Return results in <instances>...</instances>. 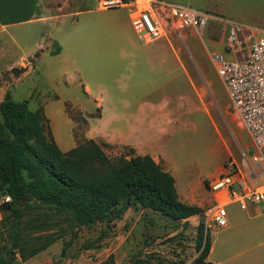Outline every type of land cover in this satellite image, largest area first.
I'll return each instance as SVG.
<instances>
[{
	"label": "rangeland",
	"instance_id": "obj_1",
	"mask_svg": "<svg viewBox=\"0 0 264 264\" xmlns=\"http://www.w3.org/2000/svg\"><path fill=\"white\" fill-rule=\"evenodd\" d=\"M41 1L43 6L37 7L28 24L32 41L40 43L44 50L54 43L63 52L57 57L52 54L55 48L49 53L45 51L35 58L34 69L18 82L8 75L2 77L0 101L9 94L15 101L27 100L30 110L41 111L44 103L65 105L75 121L76 146L89 139L88 119L98 115V109L91 113L80 109L91 108L94 102L85 96L78 78L87 82L93 92L102 84L104 92L110 89L123 97L124 89H117V83L140 81L139 72L146 74V89L152 80L157 88L169 76L157 69L153 77L145 63L148 54L144 49L157 44L143 45L137 40L126 8L98 9V0ZM164 1L206 10L214 17L264 31V0ZM206 30L202 38L191 29H182L181 35L170 30L167 37L155 40L163 41L171 55L183 61L194 87L189 83L183 88L169 83L166 89L155 90L146 97L158 99L164 89L174 97L181 88L191 95L178 102L172 100L168 106L192 107L193 112L181 123L169 126L151 144L153 155H158L155 161L163 169L173 167L179 199L201 207L202 211L186 219L172 220L130 200L113 206L101 220L78 224L66 212H55L29 192L23 193L26 201L19 217H14L3 205L12 200L11 196L0 191V264H191L200 256L206 236L212 249L203 259L204 264H264V203L251 205L247 210L228 205L226 227H216L207 215L212 197L205 186L206 178L224 167L235 166L249 182L258 185L264 182V170L252 160L250 140L235 118L210 59L211 53L226 57L219 42L221 24L212 22ZM73 45L79 47L78 53H74L75 63L65 57L71 54ZM160 55L149 53L153 61ZM193 59L201 63L207 75L197 72ZM53 69L60 72L53 76ZM143 98L140 94L133 100ZM96 141L104 143L103 149L111 159L120 161L135 154L129 145ZM147 142L142 138L143 144ZM198 175L203 177L194 183ZM191 185L194 194L186 193L188 198H184L185 189Z\"/></svg>",
	"mask_w": 264,
	"mask_h": 264
},
{
	"label": "trees",
	"instance_id": "obj_2",
	"mask_svg": "<svg viewBox=\"0 0 264 264\" xmlns=\"http://www.w3.org/2000/svg\"><path fill=\"white\" fill-rule=\"evenodd\" d=\"M6 95L0 101V191L12 199L29 192L78 224L101 220L113 206L130 200L172 220L202 211L179 200L174 177L149 154L117 161L107 156L104 143L92 138L62 152L44 133L41 111L30 110L27 100L15 101ZM10 212L20 215V209ZM209 249L206 236L200 256L191 264H204Z\"/></svg>",
	"mask_w": 264,
	"mask_h": 264
},
{
	"label": "crops",
	"instance_id": "obj_3",
	"mask_svg": "<svg viewBox=\"0 0 264 264\" xmlns=\"http://www.w3.org/2000/svg\"><path fill=\"white\" fill-rule=\"evenodd\" d=\"M42 6L43 3L41 0H0V79L8 75L15 82H18L24 79V77L29 74L30 70L34 69L35 58L40 57L45 51L49 53L54 48L58 47V53L54 54V56L58 57L62 54V47L54 43L52 44V48H45L44 50V48L40 47V43H34L32 41V28L28 26V24L32 22L37 7L41 9ZM97 8L105 9L99 6H97ZM193 32L196 34L195 30H193ZM155 42L149 44L157 45L144 49V53L148 54V56L144 57L145 63L148 65V69L153 72V77L156 75L155 71H157V69H162L164 74L169 76L168 79L157 88L153 87L154 81L152 80L148 83V89H146L147 80L145 72H139L137 74V79H140V81L134 79V81L130 83H117V89H124L122 91L123 97L117 96V94L110 89H106L104 92L100 87L102 84H98V89L96 88L97 91L93 92L87 82L82 81L81 78L77 79V82L83 87L85 96L94 102L93 107L80 109L89 113L98 109V115L91 116L88 119L89 128L86 131V135L94 140H103L108 144L121 143L129 145L133 148L136 155L149 154L154 160L155 157L158 158V155H153L154 149L151 143L155 141L159 134L166 131L169 126L173 127L176 123H181L187 119V115L191 114L194 110L192 107L187 109L186 106L169 108L168 105L172 100L178 102L180 98H190L191 95L185 94L182 88L183 86H188V83L191 85V88H193L194 84L183 61L176 55L172 56L167 45L163 41ZM131 47L136 49L135 45ZM70 49L71 54L68 53L65 57L72 63H75L76 57L74 53H78L79 47L78 45H73ZM149 53L158 55L162 53V55L153 61L151 57H149ZM193 64L200 75L205 74L203 66H201L198 60L193 59ZM13 68L18 69L16 74L12 72ZM56 72L59 73L60 70L53 69L50 73L55 76ZM126 79H130V77L127 76ZM169 83H174L175 87L179 85L182 86L174 97L165 90ZM163 87H165V89L162 91L163 94L160 95V98L152 100L146 99L147 96H152L155 90H160ZM140 94H142L144 98L139 101H134L133 99ZM42 105L41 119L44 126V133L49 131L62 151L74 147L76 144L73 133L75 121L69 116L64 107L65 105L58 107H55V104L48 106L44 103ZM38 107L39 106H37V108ZM61 124H64L62 130H60ZM142 138L148 142L143 144ZM172 168L173 167L170 166V168L166 167L164 170L172 174ZM201 177H203V175L195 177L194 183L199 181ZM174 184H176L175 178ZM193 187L194 186L191 185L185 189L184 198H188L187 196L192 193L194 194ZM186 193L189 194L186 195ZM179 200L182 201L183 199L180 198ZM211 249L212 246L210 245L209 253Z\"/></svg>",
	"mask_w": 264,
	"mask_h": 264
},
{
	"label": "built area",
	"instance_id": "obj_4",
	"mask_svg": "<svg viewBox=\"0 0 264 264\" xmlns=\"http://www.w3.org/2000/svg\"><path fill=\"white\" fill-rule=\"evenodd\" d=\"M101 8H126L131 26L141 44H149L173 30L193 29L202 37L212 22L221 24L223 54L211 53L238 124L246 132L252 160L264 170V31L241 22L214 17L206 10L161 0H98ZM212 197L207 215L216 227L227 225V206L247 210L264 203V182L252 184L242 171L224 167L205 179Z\"/></svg>",
	"mask_w": 264,
	"mask_h": 264
},
{
	"label": "water",
	"instance_id": "obj_5",
	"mask_svg": "<svg viewBox=\"0 0 264 264\" xmlns=\"http://www.w3.org/2000/svg\"><path fill=\"white\" fill-rule=\"evenodd\" d=\"M26 199L23 197H14L10 202H5V208L10 209H20L21 205L25 203Z\"/></svg>",
	"mask_w": 264,
	"mask_h": 264
},
{
	"label": "bare ground",
	"instance_id": "obj_6",
	"mask_svg": "<svg viewBox=\"0 0 264 264\" xmlns=\"http://www.w3.org/2000/svg\"><path fill=\"white\" fill-rule=\"evenodd\" d=\"M207 109V108H206Z\"/></svg>",
	"mask_w": 264,
	"mask_h": 264
}]
</instances>
